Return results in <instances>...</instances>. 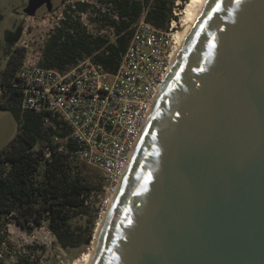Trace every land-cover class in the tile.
<instances>
[{"label": "water", "instance_id": "obj_1", "mask_svg": "<svg viewBox=\"0 0 264 264\" xmlns=\"http://www.w3.org/2000/svg\"><path fill=\"white\" fill-rule=\"evenodd\" d=\"M92 249L89 264H264V0H206Z\"/></svg>", "mask_w": 264, "mask_h": 264}, {"label": "trees", "instance_id": "obj_2", "mask_svg": "<svg viewBox=\"0 0 264 264\" xmlns=\"http://www.w3.org/2000/svg\"><path fill=\"white\" fill-rule=\"evenodd\" d=\"M97 1L99 7L89 0L67 4L42 46L41 65L66 70L91 57L114 72L143 17L161 30L174 17L175 0ZM91 9L89 20L97 33L82 19ZM24 55L25 48L17 46L0 76V110L11 112L18 124L14 138L0 150V254L7 221L27 232L46 224L63 248L88 244L100 213L94 198L105 193L107 184L102 172L88 173L89 164L75 153L77 144L65 141L69 128L63 121L54 117L45 125L43 113L22 106L16 74ZM78 217L85 222L74 223ZM12 264L36 263L23 254Z\"/></svg>", "mask_w": 264, "mask_h": 264}, {"label": "built area", "instance_id": "obj_3", "mask_svg": "<svg viewBox=\"0 0 264 264\" xmlns=\"http://www.w3.org/2000/svg\"><path fill=\"white\" fill-rule=\"evenodd\" d=\"M183 4L175 0L167 30L143 17L114 72L91 57L66 70L41 65L42 50H27L22 58L16 74L22 106L43 113L45 125L53 124L54 117L67 125L65 141L71 138L78 157L105 175V195H112L174 60ZM20 47L29 44L22 41Z\"/></svg>", "mask_w": 264, "mask_h": 264}, {"label": "rangeland", "instance_id": "obj_4", "mask_svg": "<svg viewBox=\"0 0 264 264\" xmlns=\"http://www.w3.org/2000/svg\"><path fill=\"white\" fill-rule=\"evenodd\" d=\"M27 1L0 0V76L6 68L10 54L17 46H20L22 41L29 44V48H25V51L42 50L47 36L59 23L60 18L64 16L63 11L67 4L77 0H54V9L41 17H33L24 12ZM89 1L96 7L100 5L97 0ZM182 1L186 5L190 0ZM92 14V9L88 14H85V23L90 31L97 33L99 32L97 26L89 20V16ZM101 32L105 33L108 30ZM4 115H9V119H5ZM15 133L14 118L9 112L0 110V150L14 138ZM89 172L96 175L102 171L88 165ZM110 195L104 193L94 198L95 208L100 210L99 217L95 221L89 243L78 248H63L46 224L36 227L32 232H27L13 221H7L0 264H12L17 259V255L23 254L29 256L36 264H83L84 254L93 248L98 222L106 211L107 206L104 204ZM102 207H104V212L101 211ZM73 222L81 224L85 222V218L78 217Z\"/></svg>", "mask_w": 264, "mask_h": 264}, {"label": "bare ground", "instance_id": "obj_5", "mask_svg": "<svg viewBox=\"0 0 264 264\" xmlns=\"http://www.w3.org/2000/svg\"><path fill=\"white\" fill-rule=\"evenodd\" d=\"M205 3H206V0H190L185 5V7L183 9V15H182L183 16L182 25L178 28L177 33H176L177 37L179 39V43H180L178 49L180 48L181 44L183 43L188 31L190 30L192 24L194 23L195 19L197 18L198 14L200 13V11L203 8ZM178 49L175 51V56L178 52ZM175 56H174V58H175ZM104 216H105V213L98 222L95 238L98 235L99 230L103 224ZM92 251H93V249H91L89 252L84 254V256H83L84 263L83 264H89L90 263V260L92 257Z\"/></svg>", "mask_w": 264, "mask_h": 264}, {"label": "crops", "instance_id": "obj_6", "mask_svg": "<svg viewBox=\"0 0 264 264\" xmlns=\"http://www.w3.org/2000/svg\"><path fill=\"white\" fill-rule=\"evenodd\" d=\"M3 111H5V112H9V111H7V110H3ZM10 114H11V116L14 118V116L12 115V113L11 112H9ZM5 116V115H4ZM8 117V118H7ZM5 119H9V115H6L5 116ZM14 120H15V126H16V133H17V130H18V124H17V121H16V119L14 118ZM15 133V134H16Z\"/></svg>", "mask_w": 264, "mask_h": 264}, {"label": "flooded vegetation", "instance_id": "obj_7", "mask_svg": "<svg viewBox=\"0 0 264 264\" xmlns=\"http://www.w3.org/2000/svg\"><path fill=\"white\" fill-rule=\"evenodd\" d=\"M28 1H29V0H28ZM28 1H27V3H26L25 7L27 6ZM52 1H53V8H52V10H53V9H54V5H55V2H54V0H52ZM25 7H24V9H25Z\"/></svg>", "mask_w": 264, "mask_h": 264}]
</instances>
